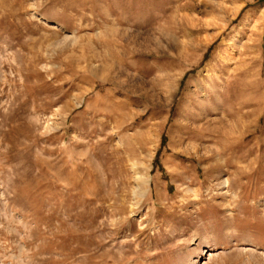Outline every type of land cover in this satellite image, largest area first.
Returning a JSON list of instances; mask_svg holds the SVG:
<instances>
[{
    "label": "rangeland",
    "instance_id": "374dc122",
    "mask_svg": "<svg viewBox=\"0 0 264 264\" xmlns=\"http://www.w3.org/2000/svg\"><path fill=\"white\" fill-rule=\"evenodd\" d=\"M0 264H264V0H0Z\"/></svg>",
    "mask_w": 264,
    "mask_h": 264
},
{
    "label": "bare ground",
    "instance_id": "6f19581e",
    "mask_svg": "<svg viewBox=\"0 0 264 264\" xmlns=\"http://www.w3.org/2000/svg\"><path fill=\"white\" fill-rule=\"evenodd\" d=\"M207 41H209V40H207ZM253 49H254V48H253ZM253 49H252V50H253ZM253 64H254V63H253ZM238 83H239V82H238ZM245 85H246V84H245Z\"/></svg>",
    "mask_w": 264,
    "mask_h": 264
}]
</instances>
